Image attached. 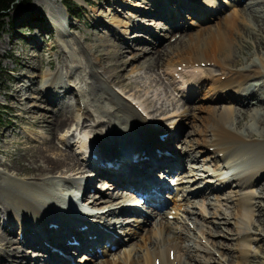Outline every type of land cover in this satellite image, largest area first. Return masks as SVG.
<instances>
[{
  "label": "bare ground",
  "instance_id": "1",
  "mask_svg": "<svg viewBox=\"0 0 264 264\" xmlns=\"http://www.w3.org/2000/svg\"><path fill=\"white\" fill-rule=\"evenodd\" d=\"M79 1L85 3L86 0ZM109 1L119 7H129L125 0ZM140 2L147 8H140L141 5L130 7L144 18L135 21L128 14V21L119 18L107 20L109 27L106 25L107 32L103 31L106 36L96 33L98 31L93 35L80 32L76 36L67 30V26L76 24L70 21V12L62 0H36L35 6L45 5L47 8L49 24L35 28L33 47L27 52L20 50L14 56L15 40L8 39L1 44V50L11 57L13 63L20 62V68L12 66V70L18 71L13 78L17 86L13 88L12 95L5 96L17 103V110L30 113L31 123L51 137L27 145L25 154L16 157L11 165L3 164L4 168L0 169V220L4 229H0V264H8L7 259L11 260L10 264H34L19 260L25 254L23 249L28 246L40 248L41 251L33 254L37 255L39 264H81L82 261L92 264L104 252L103 248L108 250L115 245L114 249L109 248L108 254L119 250L118 246L125 243L121 234L125 233L129 242L138 237L139 231H143L148 224L159 231L155 228L153 238L148 236L141 244L134 243L145 249L146 254L133 257L130 252L112 262L105 257L106 260L101 258L100 264H225L212 255L215 249L218 251V245L225 246L224 243L209 241L205 234L212 238L219 235L222 233L221 224H229L232 219L235 231L232 239L237 246L234 253L237 258L233 264H251L250 257L257 255L252 244L258 242L264 245V52L254 54L264 50V0ZM238 5L243 8L238 9ZM35 6L33 10H36ZM221 13L225 17H219ZM24 16L18 10L14 11L18 23L21 22L19 18ZM104 17L105 14L95 11L91 19L96 23H106ZM189 18L196 20L195 26L191 27H199L194 33L189 31ZM213 19H220L221 22L215 27L201 26V23ZM146 28L151 29L152 35L154 32L158 34L153 38L163 40L156 42L139 33L127 36L131 29L145 32ZM51 29L57 33L59 42L61 40L62 46L56 55L62 57L58 58L63 64H58L55 71L49 67L37 75L35 71L40 70L41 59L40 54L33 51L34 45L38 44L37 40L40 46L43 45ZM173 32L184 34L183 38L175 36L172 44L169 39ZM119 33L125 37L122 42L115 43L109 35L117 36ZM145 39L150 46L141 47L140 43ZM165 40H169L167 45L162 44ZM48 44L54 48L53 42ZM66 48L67 54L72 55L71 60L78 63L75 70L79 69V73L76 75L82 77L84 74L81 79L72 75L74 67L66 65V55L61 54ZM71 49H77L79 55ZM202 63L206 75L200 73L193 76L197 73H189L183 90L186 98L184 113L180 115L178 125L169 127L170 131L166 127L165 131L155 134L139 114L140 111L135 109L137 107L121 99L113 88L114 83L124 86V73L132 65L135 66L131 67L133 72L138 65L154 72L159 66L171 71L178 66L183 70H193ZM212 68L217 70L213 72ZM38 76L43 79L41 83L36 81ZM70 86L81 93L76 99L80 108L70 105L69 101L64 102L67 97L61 94L69 91ZM61 87L63 89L57 90ZM40 90L50 93L49 100L54 93L59 95L60 100L53 98L51 107L43 105L46 100L38 95ZM200 95H203L200 104H196L197 100L188 99L190 96L199 99ZM244 106L247 108L244 109ZM195 113L199 115L200 123L194 134L190 133L193 138L187 141L182 138L181 125H189ZM110 114L119 116L121 122L118 126L112 124ZM81 119L89 120L91 132L80 144L84 153L78 155L63 148V145L61 147L56 138L64 131L70 132V126L83 127ZM165 126L158 124L153 127L159 129ZM183 143H187L186 146L179 147ZM206 151H209L208 154ZM90 154L96 155L95 161ZM127 155L128 158L136 156L135 161H127L124 158ZM184 157L186 161H182ZM98 162L100 164L96 166ZM176 169H184V177L173 176ZM68 172L80 174V177L69 176L60 180L57 176ZM169 173L171 175L167 177ZM24 175L30 176V179L21 183L16 181ZM167 178H179L184 192L182 202L173 207L187 214L182 216L184 227H176L179 230L173 229L168 220L172 211L158 206L162 203L161 197H157L163 192L160 185ZM101 180H104V185L97 191ZM225 186L234 194L229 193L226 197V201L233 198L235 202L231 219L226 211L218 214L216 208L212 211L206 205L220 197L210 193ZM132 188L146 194L144 203H153L154 208H148L150 214H145L144 219L138 217L140 221L135 222L138 231L130 234V227L136 219L127 218L126 209L134 205L129 204L131 197L126 196L123 190ZM200 194L203 200L193 199ZM77 197L96 213L87 214L80 210L81 213L75 205ZM132 197L139 202L138 194L132 193ZM153 219L157 221L154 224ZM209 223H213L212 228ZM15 231L17 238L13 237ZM172 232L175 234L172 235ZM183 238L186 242L189 241L187 238L193 242L186 243L185 247ZM74 241L78 245L67 243ZM81 251L84 253L77 257L76 254ZM229 257L226 261H230Z\"/></svg>",
  "mask_w": 264,
  "mask_h": 264
},
{
  "label": "rangeland",
  "instance_id": "2",
  "mask_svg": "<svg viewBox=\"0 0 264 264\" xmlns=\"http://www.w3.org/2000/svg\"><path fill=\"white\" fill-rule=\"evenodd\" d=\"M66 1H69L70 3L76 4L78 11H76L75 14H78V13L80 14V17H77L74 15V13L69 11L71 13L70 14L71 15L70 21L75 23L76 25H70V26L66 25L69 33L71 35H76V36H79L80 32H87L89 35H93L95 31H98L96 33H99L101 35L106 36V33H103V31L107 32L106 25H108V27H109V23H107L109 21H112L116 18L128 21L127 19L130 18V15H132L131 19L135 20V21L140 20V19L145 17L141 13H139V14L134 13V11L132 10V7H130V6H135V5L140 6L141 5L140 8H143V7L147 8V6L145 4H142V2H140V0H125L124 3L129 5V7L128 6L127 7H119L118 5L111 3L109 0H86L85 3L82 1H79V0H62L63 4H66ZM134 2H136V4ZM35 3H36V0H17L16 2H14L13 4L10 5V8L7 10L5 16L1 20L2 21V28H0V46L2 43H6L8 39H10L12 42H14V40H15V44H14L15 49L13 50L14 56H16L20 50L27 52L28 50H30V47H33L32 42H34V40L36 41L35 32H34L35 28H39L43 25H47V23L49 24V17H48V13H47L48 12L47 8L45 7V5L35 6L34 5ZM33 6L36 7V10H33V8H32ZM238 6H239L238 9L243 8L242 5H238ZM16 10L21 12L23 14V16L25 15L24 17L19 18L21 20L20 23H18V20H16L14 17V11H16ZM10 11H11V15H8ZM95 11H96V13L105 14L106 17H104V18L106 19V23L99 22V23H101V25H100L99 23L92 21L91 18H92V15L95 13ZM128 14H130V15H128ZM218 14H220V13H218ZM218 14L216 16H218ZM221 14L222 15H219V17H225V14H223V13H221ZM189 19H188V22L190 25L189 31H190V33H194L197 30H199V27H191L192 25L195 26L196 20L195 19L189 20ZM107 20H109V21H107ZM219 22H221L220 19H213V20L208 21L206 23L205 22L201 23L202 25L201 24H199V25L205 26V27H215ZM162 23L166 24V22L165 23L162 22ZM173 24H174V22H173ZM150 30L151 29L146 28L145 32H140L137 29H131L127 33L128 34L127 36L130 37L136 33H139V34H142V35L148 37V39L152 40L153 35L158 36V34H156V32L153 31L154 34L152 35ZM183 34L182 33H176V32H173L172 34H170V36H172L169 39L170 43L173 44V41H171V40L175 39L174 37L177 35H180L179 38H181V37L183 38ZM109 37L115 43H119V42H122V39H124L125 35L119 33L117 36H114V34H111V35H109ZM153 39H155L156 42L163 40V39L161 40L160 37L159 38L154 37ZM169 40H165L162 44L165 43L167 45L169 43ZM183 40H186V39H183ZM37 41H38L37 42L38 44L34 45L35 49L33 50L36 54H38V53L40 54V59H41L40 60L41 68H40V70L35 71V72H37V75L42 73V72H45L49 67H51L53 71H55L56 68L58 69V67H57L58 64L62 65L63 62L60 61V59H62V57H60L58 55V57H60V59H59L56 55L57 50L59 49L60 46H62L61 40L59 42V37H58L57 33L51 29V33L46 38V42H44V44L41 46L39 44V40H37ZM258 41L259 40L256 39L257 43H258ZM51 42H53L54 48H52V46H50L48 44ZM147 45L150 46V43L147 42L146 39H145V41H142L140 43L141 47H144ZM67 50L68 49L66 48V50L61 53L62 55H66V57L64 56L65 61H66V65L69 66L70 68L74 67V70H72V72H73L72 75L75 76L77 79H81L84 76V74L82 77H79V75L78 76L76 75L77 73H79V69L77 72L75 70V68L77 69V67H78L77 66L78 63L71 60L72 55H70L69 53L67 54ZM71 50H73L74 54L79 55V52L77 49H75V50L71 49ZM261 52H264V50H260L259 52H255L254 54H258ZM126 54L128 55V53H126ZM245 55H247V53H245ZM10 58L11 57L8 56L7 54H4L0 48V113H1V116H0L1 117V121H0V161H3V162H0V169H3L4 165H8V164L11 165L12 163H14L16 157L22 156L23 154H25V148L27 145L36 144L38 142H42L46 139H49L51 137L44 130H42L40 127H36L31 123L32 119L29 117L30 113L25 114L22 111L17 110L15 108L17 103H15V101L11 100L10 97L5 96L6 94L12 95L13 94V91H12L13 88H15L17 86L15 81L13 80V78L17 76L18 71L12 70V66H15V67L17 66L18 68H20V62L13 63ZM105 60H107V59H105ZM204 63H202L201 66L196 65L197 67L193 70L192 69L190 70V68H187V69H185L186 71L183 70L181 66L174 68L175 70H172V71L171 70H165L166 69L165 67L161 68L159 66L157 69L154 70V72H153V70L151 71V69L147 68L146 66H139V65H138L139 67L137 66V68H135L134 72H133V71H131V67H135V66L132 65V66L128 67L127 72L124 73V75H125L124 86H121L118 84L116 85L115 83H114V85L113 84L112 85H113L114 91L116 92V94L121 99H123L125 102L131 104L132 106L134 105L135 107H137L135 109L136 110L138 109L141 113H143L144 116H146V118H145L137 110L139 112V114L143 117L145 122H147V124H149V126L152 129H154L155 134L161 133L162 130L165 131L166 127L170 131V128L171 127L173 128L174 125L180 119V115H182L184 113L183 105L185 104L186 98L184 96L183 90H185L186 83H187V80L189 78L188 75H189V73L194 74V72H196L197 74L193 75V76H197L200 73H202V75H206V72H204L205 70L203 68ZM213 64L214 63H211V66L216 67V64H214V65ZM211 70L213 72H215V70H217V69L212 68ZM68 79L69 78H66V80H68ZM36 81H38V83H41V81H43V79L40 78V76H38ZM56 83H57L58 87L61 86V84L57 80H56ZM71 86H70L69 91H66V93H64V94L63 93L62 94L60 93V94L62 95V97L63 96L67 97V100L64 102L69 101L70 105L72 104V105H75L78 107L79 105H77L76 99L78 100L79 96H77V94L81 95V93H77V88L75 87V89H73ZM66 87H68V86L66 85ZM61 89H63V88L61 87V88H58L57 90H61ZM57 93H59V91ZM54 94L51 95L53 97L51 98V100H49L50 93H48V91L40 90L38 92V95H41V97L46 100V102L45 103L42 102V104L47 105L49 107L52 106L51 105L52 103H50V102L53 101V98L56 100H58V99L60 100L59 95H57V94L54 95ZM45 95H47V97ZM202 96L203 95H200L199 99H197L198 98L197 96H193V97L190 96L188 99L192 100L193 102H195L197 100L196 104H200V102H202V100H203ZM61 99L63 101V98H61ZM31 101H35V100L32 99ZM60 104H62V102ZM57 106H55V107H57ZM77 107H75V108H77ZM244 107H245L244 109L247 108L246 106H244ZM79 108H80V106H79ZM81 108H82V105H81ZM45 110H47V108ZM111 115H113L114 118ZM109 118L111 119L112 124L115 127L118 126L117 124H119L121 122L119 116L116 117L114 114H110ZM82 122L84 125L83 127L81 125L79 127H75V125L70 126V132L64 131L62 134H58V136L56 138V142H58L61 147L64 146L63 148H66L68 150H73V151L77 152V154H78L79 151L81 150L80 149L81 142L84 140V138L87 139L88 133L91 132L89 120L88 119H85V120L81 119L80 123H82ZM190 122L191 123L189 125L187 124V126L181 125V128L183 129L182 131L184 134V136H182V138L187 140V141H188V139L190 140L191 138H193V135L190 133L194 134V130L197 128V125L200 123L199 115L197 113H195V115L193 114ZM158 124H165L167 126L160 127L159 129H158V127H153V126H158ZM177 125H178V123H177ZM76 129H78V131L72 135V133L75 132ZM93 129H94V127L92 128V131H93ZM169 131H167V132H169ZM172 131H174V130H172ZM92 134H93V132H92ZM66 135H67V137H65ZM60 141H62L64 144ZM117 143L118 142L114 143V145H113L114 149L113 150H115ZM186 144L187 143L180 144L179 147L180 146L184 147V146H186ZM189 144L190 143L188 142V145H187L188 150L191 149V144L190 145ZM176 149H177L176 151L178 152V148H176ZM206 152L208 154L209 151H206ZM203 156L201 155L200 157H203ZM182 161H186V157L182 158ZM197 162H200V161H197ZM183 171H184V169H183ZM79 175L80 174L74 175V173L68 172V173H66V175H65V173L64 174L61 173V174H58L57 176H60V180H65L69 176L79 178L80 177ZM28 179H30V176L24 175V176H20L19 178H17L16 181L21 183V182L28 181ZM173 181L177 182L175 192H172L171 195L168 193L167 199L163 196L165 198V200L168 202V206L170 207V209L169 210L167 209L166 211H171L173 209V207H175L176 204H179L182 202V198H183V195H181V191H180L181 188H180L179 181L177 179H175ZM103 185H104V180H101L97 184V186H98L97 191ZM60 190L62 191L63 188L61 187ZM123 191L125 192L126 196H128L129 198L131 197L129 200L131 202H129V203L136 205L137 201H135L134 197H132V193H133L132 190L126 189ZM62 192H64V191H62ZM94 193L96 194V192H94ZM229 193L231 195H234L233 192L231 193V189L227 188V187H225L224 189H219V190H216V191H213L212 193H210L212 195H218L220 197L218 200L214 199V200H212V202H209V204H206L207 207H209L208 209H211L213 211L214 208H216L218 214L219 213L222 214L223 212L226 211L229 218L231 219L233 214H234L233 209H234L235 202H234L233 198H232L233 200L229 199V201H226V197H227V195H229ZM65 194L67 195L66 192H65ZM164 198H163V200H164ZM193 199L203 200L204 198H203L202 194H200L197 197H193ZM193 199H190V200H193ZM201 206H202V203H201ZM198 208L199 207H197V209ZM126 210L128 211L126 213L127 218H130L132 220H134V218L136 219V221H134V223H132L133 225L130 227V229L132 228V231L130 232V234H133L134 231H138V228L136 227L135 222H139L140 219L145 218V217L141 218V217L137 216L136 207L126 209ZM256 212L258 215L259 211L257 210ZM184 215H187V214H185L183 212V210H173L172 211V214L169 215L168 220L170 221V224L173 226V229L179 230L176 227H182V228L184 227V224L182 221V216H184ZM198 219H201V217H199ZM234 219L236 220V218H234ZM220 221H222V219H220ZM2 222L3 221L0 220V229L1 230L3 229V226H1ZM155 222H157V221L153 219V224ZM164 222H165V220H164ZM230 222L231 223H229V224H221L220 231L222 233H219V235L217 234V235L213 236V238L211 236H209L208 234H205L206 238L209 237L208 238L209 241H211V240L221 241L224 243L225 246H222V245L219 246L218 245V247H219L218 251L215 249V251L212 253V255H213V257H215L219 260L221 259L220 260L221 262H224V263L226 262L225 264H233L232 263V262H234L233 260H235L237 258L236 255L234 254V253H236L237 246L235 244V241H233V239H232V238H234V234H235V231L233 230V219L230 220ZM190 223H192V222H190ZM212 224L213 223H209L210 228H212ZM143 228H144L143 231L142 230L139 231V233H140L139 236L138 237L136 236L134 239H132L129 242H128V239H126L127 237L125 236V233H124L123 237L125 238V240H124L125 243L123 242L124 243V244H122L123 246L122 245L118 246L119 247L118 251L115 250L116 252L113 251V253L108 254L107 248L106 249L103 248L104 252H107V253H105V254H103L104 252L100 253L99 254L100 257L97 259V261L95 263H92V264H100L101 260L105 259V257H107L108 259L110 258L111 262L114 260L116 261L118 259V257L124 256V254L126 255L127 253H130V252H132L133 257L134 256L136 257L138 255L143 256L144 254H146L145 249H143L142 247H138L135 244H137V243L141 244L143 242V240H145L148 236H151L153 238V235L155 233L153 234L152 232L158 228L154 227L152 224H148L147 226H145ZM190 228L192 229V225L190 226ZM194 228H195V225H194ZM158 231H159V229H158ZM15 234H16V231L13 234V237L17 238V236ZM171 234L174 235L175 233L172 232ZM197 239H199V238H197ZM187 240H189V241L186 242V238H183V243L185 242L184 243L185 247H186V243L193 242L192 239L190 240L187 238ZM153 241L155 243V240H153ZM190 243H188V244H190ZM210 243H212V242H210ZM187 246H189V245H187ZM220 247H222V249H220ZM262 247H264V245L262 243L254 242L252 244V248H253V250H256L257 255L250 257V259H252L251 264H264V249ZM27 249H30V250L28 251ZM23 250H24L25 254L23 255V257L19 258L20 262L23 260H26V261L32 262L34 264H39V261L36 260L37 255H33V254L37 253V251H35V250H37L35 247L28 246V247H25ZM81 254H82V252L78 253L76 256L80 257ZM193 255H195L194 252H193ZM223 255L224 256L226 255V256L224 257ZM228 255L230 256L229 257L230 261H226V257H228ZM208 256H210V255H208ZM27 257H29L33 261H31ZM5 258H7V257H5ZM5 261H6V259H5ZM6 262L8 264H10L11 260L7 259ZM81 263L86 264L83 261ZM157 264H158V262H157Z\"/></svg>",
  "mask_w": 264,
  "mask_h": 264
},
{
  "label": "trees",
  "instance_id": "3",
  "mask_svg": "<svg viewBox=\"0 0 264 264\" xmlns=\"http://www.w3.org/2000/svg\"><path fill=\"white\" fill-rule=\"evenodd\" d=\"M17 0H0V28H2V18L5 16L7 10L10 8V5L16 2ZM68 8V10L72 13H74L75 16L80 17V14H75L76 11H78V8L76 4L70 3L69 1H66L65 4ZM1 116V113H0ZM1 121V117H0Z\"/></svg>",
  "mask_w": 264,
  "mask_h": 264
}]
</instances>
